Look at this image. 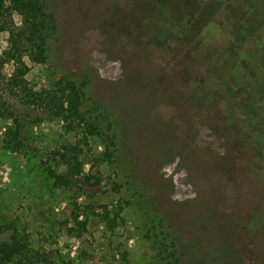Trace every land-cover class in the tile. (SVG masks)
Segmentation results:
<instances>
[{"label":"rangeland","instance_id":"rangeland-1","mask_svg":"<svg viewBox=\"0 0 264 264\" xmlns=\"http://www.w3.org/2000/svg\"><path fill=\"white\" fill-rule=\"evenodd\" d=\"M50 1L59 22L52 68L89 78L90 101L114 114L126 193L115 191L116 172L99 138L44 120L28 126L27 148L10 153L1 148L9 123L0 120V225L29 236L51 264H158L134 209L125 207L114 232L97 216L104 206H125L133 187L179 230L181 264H264V48L257 57L264 0H196L195 27L184 39L161 33L176 21L190 23L189 14L171 10L150 26L143 17L149 0ZM15 21L21 25L19 16ZM213 22L219 27H207ZM8 37L2 36L3 48ZM241 66L243 82L232 84L233 69ZM52 68L33 66L31 85L52 87ZM7 69L12 73L13 66ZM75 145L85 172L100 185H54L48 167L58 170L57 153ZM74 213L88 222L85 242L67 233ZM227 247L235 250L233 259L215 262Z\"/></svg>","mask_w":264,"mask_h":264},{"label":"trees","instance_id":"trees-1","mask_svg":"<svg viewBox=\"0 0 264 264\" xmlns=\"http://www.w3.org/2000/svg\"><path fill=\"white\" fill-rule=\"evenodd\" d=\"M148 4L149 11L143 17L150 26L159 24L160 18L166 17L171 10L185 11L192 19L190 23L173 26L171 30L162 28L161 37L166 38L173 32L175 37L184 39L194 29L195 23L191 21L195 11L199 9L196 0L181 4L170 3L169 0H149ZM134 6L135 4L131 6V11L135 9ZM16 15L20 17L21 25H17ZM129 15L131 21L132 18L135 19L131 13ZM126 19L130 26L129 17ZM253 20L252 17H246L243 23L251 25ZM213 24L219 27L214 22L207 27ZM58 31L59 22L50 0H0V120L9 123L1 141V148L10 153H21L27 148L28 126L44 120L61 121L71 130L80 128L85 132V137L102 140L105 146L103 156L116 172L115 191L123 196L126 193L123 190L124 177L115 158L122 134L121 128L113 113L90 101L89 78H70L52 68V43ZM6 33L9 37L6 48H3L2 36ZM130 34L138 36V32L133 34L130 31ZM180 43L187 44L185 47L188 50L193 44L183 41ZM263 48L264 42L259 44L257 57L262 55ZM8 65L13 66L12 73L7 69ZM37 65H47L53 69L52 87L36 89L31 85L27 76L32 67ZM243 84L245 89L249 85L247 82ZM82 153L83 150L77 145L65 147L63 152L57 153L55 158L58 170L51 166L47 170L56 187L71 189L79 181L94 186L101 184L100 178L85 172ZM124 202L125 206L118 204L116 211L104 206L103 212L97 214L104 227L114 232L120 227L119 219L125 207L132 208L139 218L140 232L149 245L153 259L158 264H181L182 244L179 230L152 203V199L139 188L129 187ZM66 229L69 235L81 242L86 241L88 222L82 220L79 214L74 213L71 222H66ZM234 254L236 252L233 247L225 248L224 252L218 250L215 253L218 257L215 262L222 261L219 257L227 262L233 259ZM0 264H51V260L48 251L43 247H32L29 236L20 235L18 230L5 229L0 225Z\"/></svg>","mask_w":264,"mask_h":264},{"label":"flooded vegetation","instance_id":"flooded-vegetation-1","mask_svg":"<svg viewBox=\"0 0 264 264\" xmlns=\"http://www.w3.org/2000/svg\"><path fill=\"white\" fill-rule=\"evenodd\" d=\"M245 1H246V3L247 2H250L249 4L252 5V2H255L257 0H243V2H245ZM176 16L178 17V14H176ZM179 24H180V22L179 21H176L175 27L176 26H179ZM237 63L242 64L240 60ZM233 70H234V73L231 75V79L229 81L230 82L233 81L232 84H240V83H242L243 82V77L240 75V72H239L240 70H242V66H241V68L236 67V69H233ZM245 80L248 81V82H250L249 81L250 80V77L245 78ZM263 80H264V78H263Z\"/></svg>","mask_w":264,"mask_h":264}]
</instances>
